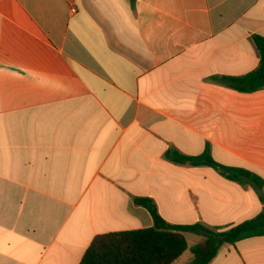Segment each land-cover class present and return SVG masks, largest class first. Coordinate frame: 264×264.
<instances>
[{
  "label": "crops",
  "instance_id": "crops-1",
  "mask_svg": "<svg viewBox=\"0 0 264 264\" xmlns=\"http://www.w3.org/2000/svg\"><path fill=\"white\" fill-rule=\"evenodd\" d=\"M257 34L264 0H0V264H78L94 236L153 224L136 197L170 223L255 216L264 183L167 152L264 181V88L215 79L257 67ZM209 264H264V235Z\"/></svg>",
  "mask_w": 264,
  "mask_h": 264
},
{
  "label": "trees",
  "instance_id": "trees-1",
  "mask_svg": "<svg viewBox=\"0 0 264 264\" xmlns=\"http://www.w3.org/2000/svg\"><path fill=\"white\" fill-rule=\"evenodd\" d=\"M253 41L259 54L257 67L243 75L215 77L216 80L238 91L264 88V36L253 35ZM167 157L175 162L212 166L225 178L251 183L258 190L264 183L260 176L245 168L216 162L210 155L209 148L194 156L168 151ZM134 201L150 212L153 224L94 236L78 264H172L187 249V232L198 234L202 239L190 247L192 256L184 264H209L221 245L264 235V206L252 218L227 229H218L208 227L202 222L170 223L161 217L151 199L136 197Z\"/></svg>",
  "mask_w": 264,
  "mask_h": 264
},
{
  "label": "rangeland",
  "instance_id": "rangeland-1",
  "mask_svg": "<svg viewBox=\"0 0 264 264\" xmlns=\"http://www.w3.org/2000/svg\"><path fill=\"white\" fill-rule=\"evenodd\" d=\"M185 236L187 241V249L172 264H184L185 262H187L192 256L190 247L201 239L199 235L194 233H188Z\"/></svg>",
  "mask_w": 264,
  "mask_h": 264
}]
</instances>
